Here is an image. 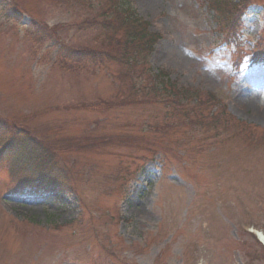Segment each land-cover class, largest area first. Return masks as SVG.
I'll return each instance as SVG.
<instances>
[{
  "label": "rangeland",
  "instance_id": "1",
  "mask_svg": "<svg viewBox=\"0 0 264 264\" xmlns=\"http://www.w3.org/2000/svg\"><path fill=\"white\" fill-rule=\"evenodd\" d=\"M212 1H134L151 30L165 33L150 65L154 71L168 72L179 87L208 92L206 85L212 83L235 120L251 124L247 133L261 136L264 64L257 61L255 46L264 47V0H257L244 17L237 48L222 42ZM13 2L25 16L13 14ZM49 4V0H0V117L17 122L43 111L46 115L30 126L50 128L49 136L58 132L62 139L80 140L94 132L106 138L163 139L176 155L166 168L162 153L153 161H142L150 153L136 140L65 153L67 165L75 162L70 170L83 205L77 194L18 185L13 182L18 179L11 180L0 169V264H122L120 259L127 264H155L166 245L171 248L164 253L165 264H249L248 252L264 253L243 231L264 230V143L250 142L240 132L242 125L232 131L235 137L194 125L168 135L148 133L146 126L164 124L165 109L159 105L132 104L109 111L103 106L73 108L97 100L121 101L118 92L127 93L129 84L118 78L112 81L107 73L126 70L117 64L106 70L97 67L89 75L61 69L54 43L42 46L26 30L62 26L60 39L79 48L89 43L91 35L78 32L76 25L94 13ZM30 22L39 27H30ZM69 24L74 27L66 29ZM146 98L141 95L138 100ZM189 117L197 115L191 112ZM96 119L103 123L95 132ZM172 121L188 124L180 117ZM135 122L144 126L124 128ZM205 123L210 127L213 122ZM73 230L77 232L72 234ZM157 232L162 235L154 244L150 238ZM255 264H264V258Z\"/></svg>",
  "mask_w": 264,
  "mask_h": 264
},
{
  "label": "trees",
  "instance_id": "2",
  "mask_svg": "<svg viewBox=\"0 0 264 264\" xmlns=\"http://www.w3.org/2000/svg\"><path fill=\"white\" fill-rule=\"evenodd\" d=\"M125 4V0L103 1L100 19L94 23L96 32L99 34L96 38L101 37V46L80 50H68L62 46L61 54L80 66L92 64L101 67L106 63H117L123 66L135 64L136 62L131 61L141 53L142 48H150L155 40L147 35L144 24L132 16L130 9L125 8ZM65 50L69 51L68 55ZM0 129L3 132L13 131L14 133L18 127L0 124ZM3 152H7L12 173H27L37 183L45 184L50 189L58 188L59 181H63L61 178L52 177L56 176L58 171L55 152L48 147L40 146L30 137L19 139L16 143H13V140L10 141Z\"/></svg>",
  "mask_w": 264,
  "mask_h": 264
}]
</instances>
